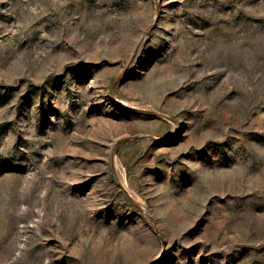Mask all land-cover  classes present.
I'll return each instance as SVG.
<instances>
[{
    "label": "rangeland",
    "instance_id": "1",
    "mask_svg": "<svg viewBox=\"0 0 264 264\" xmlns=\"http://www.w3.org/2000/svg\"><path fill=\"white\" fill-rule=\"evenodd\" d=\"M0 264H264V0H0Z\"/></svg>",
    "mask_w": 264,
    "mask_h": 264
}]
</instances>
